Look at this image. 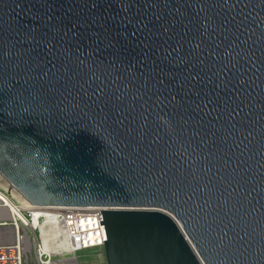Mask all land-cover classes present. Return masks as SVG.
<instances>
[{
	"label": "water",
	"instance_id": "obj_1",
	"mask_svg": "<svg viewBox=\"0 0 264 264\" xmlns=\"http://www.w3.org/2000/svg\"><path fill=\"white\" fill-rule=\"evenodd\" d=\"M0 181L107 264H264V0H0Z\"/></svg>",
	"mask_w": 264,
	"mask_h": 264
},
{
	"label": "built area",
	"instance_id": "obj_2",
	"mask_svg": "<svg viewBox=\"0 0 264 264\" xmlns=\"http://www.w3.org/2000/svg\"><path fill=\"white\" fill-rule=\"evenodd\" d=\"M36 216L41 225H34ZM47 217L52 221L46 234L50 238L60 228L54 246L62 243L65 250L45 249L40 226ZM101 222V210L39 209L0 187V264H78V252L104 250Z\"/></svg>",
	"mask_w": 264,
	"mask_h": 264
},
{
	"label": "bare ground",
	"instance_id": "obj_3",
	"mask_svg": "<svg viewBox=\"0 0 264 264\" xmlns=\"http://www.w3.org/2000/svg\"><path fill=\"white\" fill-rule=\"evenodd\" d=\"M0 184L3 186V187H6L4 186V184L0 181ZM20 198V197H19ZM23 200V199H22ZM39 216V215H38ZM54 220V219H53ZM34 225L37 226V225H41V222L37 220V216L35 217L34 219ZM52 221V219L50 217H47V219L44 221L43 225L40 226L42 228V231H43V242H44V246H45V249L48 251V252H53V250H56L55 253L57 251H60V250H65V247H62V243H60L59 247L60 248H57L56 246H54L56 243L54 241H58L59 239V234L61 235V230L60 228H57L58 229V232L57 234H52L50 235V238L48 237V234H46V229H45V226H47V224ZM40 222V223H39ZM51 240V241H50ZM53 246V248H52Z\"/></svg>",
	"mask_w": 264,
	"mask_h": 264
},
{
	"label": "rangeland",
	"instance_id": "obj_4",
	"mask_svg": "<svg viewBox=\"0 0 264 264\" xmlns=\"http://www.w3.org/2000/svg\"><path fill=\"white\" fill-rule=\"evenodd\" d=\"M0 187L3 186L0 184ZM77 258L78 264H107V259L104 250H87L78 252ZM30 264H33L31 260Z\"/></svg>",
	"mask_w": 264,
	"mask_h": 264
}]
</instances>
